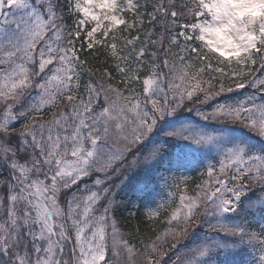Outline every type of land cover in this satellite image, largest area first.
I'll use <instances>...</instances> for the list:
<instances>
[{"label":"snow or ice","instance_id":"obj_1","mask_svg":"<svg viewBox=\"0 0 264 264\" xmlns=\"http://www.w3.org/2000/svg\"><path fill=\"white\" fill-rule=\"evenodd\" d=\"M85 43L118 82L105 70L81 83ZM258 60L264 69V0H0V264H240L242 246L259 251L243 264H264ZM181 143L215 163L193 195L176 185L169 227L138 249L118 227L116 189L139 176L135 191H148ZM169 237L164 260L157 241Z\"/></svg>","mask_w":264,"mask_h":264},{"label":"trees","instance_id":"obj_2","mask_svg":"<svg viewBox=\"0 0 264 264\" xmlns=\"http://www.w3.org/2000/svg\"><path fill=\"white\" fill-rule=\"evenodd\" d=\"M180 0H177L179 4ZM66 23L69 27L72 26V19L71 17H66ZM145 27H148L147 22ZM157 31L162 30L159 25L156 26ZM83 39V37H82ZM79 43L77 42V48L79 49ZM168 45H166L167 47ZM153 51L151 47H149V52ZM178 51V49H175ZM161 59L163 58V53H160ZM82 59H86L87 63L82 64L79 71H81V83L87 82L90 77L99 81L102 73L107 70L111 73V75L115 78L113 83L118 82L119 77L115 72L114 68L112 67V62L106 58L104 55V50L97 45L94 50H87V45L85 44V52L82 56ZM147 59V57H145ZM254 76L262 77L264 69L261 68L259 60L257 61L256 65L254 66ZM167 71V69H165ZM216 75L217 79L212 80V84L215 88L219 87L220 78L218 74L205 72L204 79L209 80L211 76ZM106 79V77H105ZM247 79H252V77H248ZM223 84L225 87H228L232 84V81L224 78ZM139 87V86H138ZM255 90L253 88H247L244 90H235L232 93H225L222 97H218L217 100H222L224 98H243L246 95L252 94ZM216 101H211L210 104H215ZM191 106V105H189ZM198 107H201L197 105ZM203 111H209L210 106L205 105L202 106ZM184 116L187 117L188 122L192 124H202L203 126L208 125V122L199 120L198 117L195 116V113H184ZM210 127H214L215 125H209ZM245 131V130H243ZM178 152H184L186 155L182 158L183 161L189 162L194 161L201 166H204L207 159H210V155H205L202 151H189L187 148L184 147V143H181L177 146H174L169 149L168 154L165 156L164 161L158 165V177L154 184L148 189L146 192H137L135 191V187L140 182L141 177L134 178L128 185V187L124 188L123 191H120L119 188L116 191L119 192V195L116 197L117 202V209L115 212V218L118 221V227L120 231L125 233L135 244V246L139 249L142 247L143 244H149L155 240L157 235H162L164 230L169 227L164 221L168 216V202L162 203L163 207H160L162 204H157L155 200H151V193L154 192L155 187L159 186L164 179L166 171L169 170L170 167H176L177 164L175 162L169 163V161H174L176 154ZM203 161V163H201ZM212 161V160H211ZM176 164V166H175ZM200 173L197 170H194V173L191 175V179L188 180L185 184L187 185L186 194L193 195L198 189H196V179L200 176ZM115 183H119V181L114 180ZM180 187V189H184V186ZM180 192L176 190L173 198L171 201L173 202V206L178 203ZM158 215L150 218L149 212L157 211ZM214 222V221H213ZM206 228V226H205ZM196 232L203 236V230L200 228L196 229ZM211 235H215L212 233ZM223 234H221L222 236ZM194 238H188L181 240L178 247H183L186 245H191L193 243ZM174 241L169 237L164 241H157V245L160 248L161 252H167L168 255L164 256V260H168L169 257L172 256V251L170 250L169 246ZM235 258L240 261V264H243L245 258H254L255 251H250L246 246H242L235 254Z\"/></svg>","mask_w":264,"mask_h":264},{"label":"rangeland","instance_id":"obj_3","mask_svg":"<svg viewBox=\"0 0 264 264\" xmlns=\"http://www.w3.org/2000/svg\"><path fill=\"white\" fill-rule=\"evenodd\" d=\"M42 75V74H41ZM264 77V72L262 74ZM36 79H40V76L38 75ZM33 95H35V91H33ZM256 95H260V93H256ZM47 118V117H45ZM197 125V124H193ZM200 126H203L202 124H198ZM17 127H19V124H17ZM246 131V130H245ZM215 163V161H211L210 159L206 161L205 163V169L203 170L202 174H200L199 178L196 180L197 184L202 183L207 179L206 175V168L209 163ZM177 169H174V167H170L168 173L166 174V180L163 185H160L158 188L155 189L154 192L151 193V200H155L159 203H165L167 201H170L175 192H176V185H179L180 183H185L186 180H188L190 176V170H197L199 168V164L195 163L194 161L185 162L181 160L180 164H177ZM176 166V164H175ZM88 183L91 184V180L87 179L85 181H82L81 184ZM171 193V195H170ZM259 251L256 250V257H258ZM255 257V258H256Z\"/></svg>","mask_w":264,"mask_h":264}]
</instances>
